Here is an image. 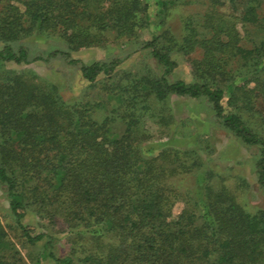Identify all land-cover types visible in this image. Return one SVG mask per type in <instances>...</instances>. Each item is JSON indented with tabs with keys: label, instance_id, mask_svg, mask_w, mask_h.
Wrapping results in <instances>:
<instances>
[{
	"label": "trees",
	"instance_id": "16d2710c",
	"mask_svg": "<svg viewBox=\"0 0 264 264\" xmlns=\"http://www.w3.org/2000/svg\"><path fill=\"white\" fill-rule=\"evenodd\" d=\"M193 4L200 9L180 29L167 26L172 9ZM34 33L58 45L32 50L23 40ZM0 42V189L10 218L0 220V264H264V209L244 203L247 179L232 186L201 148H156L148 128H171L173 95L208 103L216 122L257 149L264 189V0H0ZM111 43L130 49L89 63L71 57ZM139 50L158 71L119 72ZM193 52V79L171 80L173 55ZM56 58L79 65L86 93L66 101L36 73L6 68ZM15 239L33 248L31 263Z\"/></svg>",
	"mask_w": 264,
	"mask_h": 264
},
{
	"label": "rangeland",
	"instance_id": "374dc122",
	"mask_svg": "<svg viewBox=\"0 0 264 264\" xmlns=\"http://www.w3.org/2000/svg\"><path fill=\"white\" fill-rule=\"evenodd\" d=\"M199 9V5L196 4L172 9L167 19V26L177 31L182 26L183 18L189 14H195ZM150 37L151 33L149 30L142 32V40ZM23 42L29 45L32 50L37 49L40 51H47L52 45L57 44L51 39L35 33L25 38ZM110 45V47L81 48L72 51L71 57L84 63H89L93 60H109L118 54H121V56L125 55L123 51L130 49L129 46H126L127 44L118 47H115L113 43ZM2 46L3 43L0 42V49ZM173 56L177 62V67L171 76V80L182 79L190 82L193 79L191 61L199 59L201 57L200 53L193 52L189 55L175 53ZM6 68L17 72L36 73L43 80L56 84L66 101L74 100L90 89L89 83L79 71V65H70L63 58L52 59L49 62L36 61L23 65L7 63ZM146 68L158 71V65L148 50H139L126 58L120 64L118 70L119 72H141ZM170 104L174 114V123L167 133L161 134L158 126L153 122H149L148 128L152 135L150 142L156 148L160 146H172L181 149L201 148L203 150L201 153L207 160L208 166L217 173L228 176L229 183L232 186L237 182L234 176H242L247 179L249 185L245 189L243 201L244 203L246 202L249 209H264V189L257 182L255 167L257 149L245 146L232 133L216 122L208 103L202 100L173 95L170 98ZM191 180L194 181V177ZM7 208V200L0 189V220L5 225L10 221ZM26 220L35 231H41L37 217L34 214H30ZM57 236L64 237V233H57ZM15 241L20 246V242L16 239ZM63 242L59 243L60 247L66 250V245ZM20 249L26 260L31 263L30 255L31 253L33 255V248L20 246Z\"/></svg>",
	"mask_w": 264,
	"mask_h": 264
}]
</instances>
